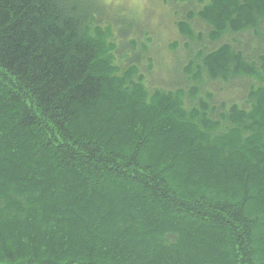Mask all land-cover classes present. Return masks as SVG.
Returning a JSON list of instances; mask_svg holds the SVG:
<instances>
[{
    "label": "trees",
    "instance_id": "trees-1",
    "mask_svg": "<svg viewBox=\"0 0 264 264\" xmlns=\"http://www.w3.org/2000/svg\"><path fill=\"white\" fill-rule=\"evenodd\" d=\"M94 1L0 0V264H264V0L186 9L172 90Z\"/></svg>",
    "mask_w": 264,
    "mask_h": 264
},
{
    "label": "rangeland",
    "instance_id": "rangeland-1",
    "mask_svg": "<svg viewBox=\"0 0 264 264\" xmlns=\"http://www.w3.org/2000/svg\"><path fill=\"white\" fill-rule=\"evenodd\" d=\"M100 6H105L101 19L111 28L112 38L117 47L115 60L118 66L124 67L127 60L135 55L141 58L140 69L146 78L148 89L160 88L172 90L178 85L172 79L170 72L173 66H184L186 54L183 51V39L175 27V23L186 18V9L194 12L205 0H96ZM107 6V7H106ZM116 7L121 15L119 20L130 18L134 28L126 36L120 35L118 24L113 20ZM108 9V10H107ZM106 17V18H105ZM107 19V20H104ZM195 32H203L201 25H195ZM131 43V50L125 52L123 45ZM136 43L134 51L132 45ZM144 46L147 48L145 51ZM175 46L177 48L175 49ZM138 59V58H137ZM151 66L149 70L147 67ZM147 71H150L148 74Z\"/></svg>",
    "mask_w": 264,
    "mask_h": 264
}]
</instances>
